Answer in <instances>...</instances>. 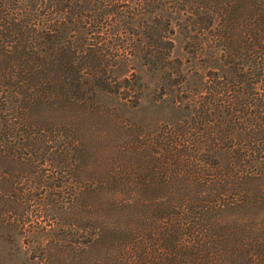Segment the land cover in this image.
Listing matches in <instances>:
<instances>
[{
  "label": "trees",
  "instance_id": "16d2710c",
  "mask_svg": "<svg viewBox=\"0 0 264 264\" xmlns=\"http://www.w3.org/2000/svg\"><path fill=\"white\" fill-rule=\"evenodd\" d=\"M11 233L36 264H264V0H0Z\"/></svg>",
  "mask_w": 264,
  "mask_h": 264
},
{
  "label": "rangeland",
  "instance_id": "374dc122",
  "mask_svg": "<svg viewBox=\"0 0 264 264\" xmlns=\"http://www.w3.org/2000/svg\"><path fill=\"white\" fill-rule=\"evenodd\" d=\"M171 29L172 34L169 36L172 42L171 57L180 60L186 68L187 73L188 70L197 69V63L193 59L189 61V56L184 46V37L180 28L177 26V21L171 23ZM188 61L189 63L187 64ZM154 88H156L154 82L150 81L148 92H152ZM156 93L157 95L159 94L158 91ZM140 106L139 117H150V120L147 119V123L163 122L165 119L170 118L169 114H165L166 110L151 107L146 100H143ZM31 239L33 238L23 237L14 233L0 238V264H36L38 261L34 256L37 254L33 252L31 247L38 242L33 240L36 243L32 241L34 244H27V241Z\"/></svg>",
  "mask_w": 264,
  "mask_h": 264
}]
</instances>
